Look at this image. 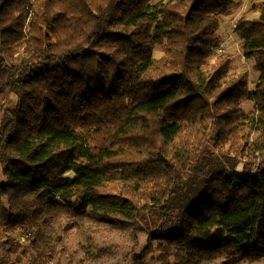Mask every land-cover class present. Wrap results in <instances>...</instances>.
<instances>
[{
  "label": "trees",
  "instance_id": "trees-1",
  "mask_svg": "<svg viewBox=\"0 0 264 264\" xmlns=\"http://www.w3.org/2000/svg\"><path fill=\"white\" fill-rule=\"evenodd\" d=\"M154 2L0 0V264H50L62 213L141 230L161 264L264 261V0L234 29L253 89L216 51L236 0Z\"/></svg>",
  "mask_w": 264,
  "mask_h": 264
},
{
  "label": "rangeland",
  "instance_id": "rangeland-1",
  "mask_svg": "<svg viewBox=\"0 0 264 264\" xmlns=\"http://www.w3.org/2000/svg\"><path fill=\"white\" fill-rule=\"evenodd\" d=\"M161 1L166 0H155L154 3ZM256 1L259 0H236L230 13L223 16L220 28L222 41L219 45L224 52L234 56L232 72L248 71L250 89L254 88L260 73L256 70L255 62L243 55L242 41L234 29L238 20L249 12ZM162 55V47L158 46L154 51V57L160 58ZM242 107L249 112L254 109V103L246 99L243 100ZM242 168L243 162L238 166L239 170ZM6 207H8L7 197L1 196L0 217L2 210ZM71 219L70 214L62 213L54 224L55 232L49 233L50 264H161L158 240L149 241L148 235L141 230L133 231L127 227L110 224L101 225L89 220L77 225L70 221ZM5 228L1 217L0 237H3ZM10 233L15 239H24L23 243L26 246L31 245L33 237L29 238L20 228H15ZM58 233H62L61 238L58 237ZM24 255L19 253L12 257V261L18 264H29L31 256ZM224 261L225 257L216 256L201 264H224ZM241 264L249 263L243 261ZM251 264H264V261Z\"/></svg>",
  "mask_w": 264,
  "mask_h": 264
},
{
  "label": "built area",
  "instance_id": "built-area-1",
  "mask_svg": "<svg viewBox=\"0 0 264 264\" xmlns=\"http://www.w3.org/2000/svg\"><path fill=\"white\" fill-rule=\"evenodd\" d=\"M216 51H218V52H223L224 51V49H222V47H221V45H219L217 48H216ZM21 240V242H24L25 240L23 239H20Z\"/></svg>",
  "mask_w": 264,
  "mask_h": 264
}]
</instances>
